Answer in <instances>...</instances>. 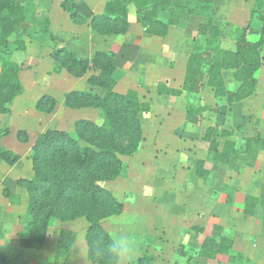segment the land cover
<instances>
[{
    "label": "rangeland",
    "instance_id": "obj_1",
    "mask_svg": "<svg viewBox=\"0 0 264 264\" xmlns=\"http://www.w3.org/2000/svg\"><path fill=\"white\" fill-rule=\"evenodd\" d=\"M64 1L18 0V5L31 9L33 28L44 31L42 34L45 35L42 40H36L20 30L14 37L23 42V50H16L15 45H9L7 51L0 49V60H7L17 68L22 86V94L8 107V113L0 114V147L19 157L13 166L0 161V228L4 234L0 241V256L11 264H90L84 247L87 222L84 219L61 220L66 212L64 208L48 228L40 250L24 249L16 243L29 219L27 192L18 180L33 174L31 154L37 137L56 130L77 139L74 132L77 121H93L98 125L103 122L95 109L67 107L66 95L70 92L84 91L103 96L104 91L86 82L98 71L90 70L75 77L60 66L54 55L63 60L65 55L60 50H64L87 61L99 52L114 53L115 91L123 94L136 90L141 100L150 105L152 113L154 108L156 113H161L160 120L153 126L150 115L141 116L143 140L137 153L121 157L123 170L120 177L103 184L123 204L118 216L102 222L118 248V264H131L145 255L151 256L152 264H185L186 258L180 255L179 249L196 247L197 238L203 237L197 236L193 228L203 229L213 224L222 226L233 239V251L242 254L250 262L248 264H264V152L258 154L252 167L243 168L239 173L213 164L208 182L194 176L195 161L206 156L200 139L207 126L238 125L247 135H254L258 130L264 136V46L261 49L263 65L252 97L236 105L230 118L225 116V103L218 101V112L205 113L197 126L186 123L181 126L182 112L185 113L188 104L214 107L216 101L202 90L198 96L182 97L177 100V105H169V109L166 104L164 108L163 102L173 97L150 94L156 84L153 77H165L168 70L165 74L152 71L146 79L143 75L145 67L142 75L140 69L145 60L159 63L164 60L162 66L165 60H187L192 36L200 20L181 21L162 39L141 37L140 25L130 7L128 37H104L91 32L88 23L95 13L101 12L107 0H69L71 10L76 13L83 10L84 20H74L63 11ZM203 1L210 3L215 11L216 24L223 33V47L231 48V33L245 25L255 0ZM260 26L254 17L252 29L259 32ZM129 61L131 65L127 64ZM180 61L176 63L178 67ZM182 69L184 76L185 65ZM223 76L229 89L236 87L229 72H224ZM169 110L171 115L168 116ZM223 186L236 190L233 204H225L224 196H218ZM238 195L257 198L254 216L242 213L243 205ZM191 264L218 263L194 258Z\"/></svg>",
    "mask_w": 264,
    "mask_h": 264
},
{
    "label": "trees",
    "instance_id": "obj_2",
    "mask_svg": "<svg viewBox=\"0 0 264 264\" xmlns=\"http://www.w3.org/2000/svg\"><path fill=\"white\" fill-rule=\"evenodd\" d=\"M68 2L65 0L62 4L63 11L74 20H84L82 15L71 10ZM130 7L134 9L142 33L157 38H165L170 28L177 27L181 21L200 20L192 36L180 89H168L163 84L157 86V93L166 96L178 97L184 93L188 98L198 96L202 90L210 93L216 101L214 107L188 104L186 124L197 126L205 113L218 112V101L224 102L229 112L235 104L255 94L257 76L263 65L264 0H255L245 25L232 31L231 48L223 47V33L216 24L215 11L203 0H107L102 12L91 17L88 23L91 32L104 37H125L130 25ZM30 10L18 5V0H0V49L7 51L9 45H15L16 50H23V42L14 37L20 30L31 38L42 40L44 31L33 28L34 17ZM254 17L261 24L259 32L252 29ZM60 52L65 55L63 60L57 59L56 54L54 58L70 75L80 77L90 70L98 71L86 82L104 91L103 96L84 91L70 92L66 95L67 107L95 109L103 122L98 125L93 121H77L74 129L77 139L56 130L37 137L31 154L33 174L18 180L27 192L29 219L16 243L24 249L40 250L48 228L64 208L66 212L61 220L84 219L87 222L84 247L89 263L118 264V248L102 222L118 216L123 204L103 184L120 177L123 170L121 157L137 153L143 140L141 116L147 114L150 107L135 90L123 94L115 91L114 53L99 52L87 61L72 52ZM224 72H229L235 88L227 87ZM21 94L17 68L7 60H0V114L8 113V107ZM200 141L206 156L195 161L194 176L204 183L211 178V165L220 164L239 173L243 168L252 167L258 154L264 152L263 134L257 130L254 135H247L238 125H210L204 129ZM0 161L13 166L19 157L0 147ZM221 195L224 203L230 205L236 190L223 186L218 196ZM238 196L243 205L242 213L254 216L257 198ZM193 230L203 237L197 238L196 247L179 249L180 255L186 258L185 264H191L194 258L217 261L218 264L250 263L242 254L233 251V239L222 226L213 224ZM3 239L0 228V241ZM0 264L11 263L0 256ZM131 264H152V258L145 255Z\"/></svg>",
    "mask_w": 264,
    "mask_h": 264
},
{
    "label": "crops",
    "instance_id": "obj_3",
    "mask_svg": "<svg viewBox=\"0 0 264 264\" xmlns=\"http://www.w3.org/2000/svg\"><path fill=\"white\" fill-rule=\"evenodd\" d=\"M87 10V9H86ZM102 10L103 9H101V12H102ZM78 12V11H77ZM82 12H83V10H82ZM82 12H78L80 15H84V12L82 13ZM101 12H97V13H95L94 15H96V14H100ZM77 13V14H78ZM93 15V14H92ZM84 17V16H83ZM140 29H141V27H140ZM140 34H141V37H147L148 35H145V34H143L142 32H141V30H140V32H139ZM128 35H129V30H128V32H127V35H126V37H128ZM148 37H152V36H148ZM153 38H157V37H153ZM158 39H162V38H158ZM148 41V40H147ZM152 43V42H151ZM125 45H127V43H124ZM154 44V43H153ZM158 50V49H157ZM157 59V58H156ZM140 61V60H139ZM143 61V60H142ZM146 62H143V65H142V68L140 69V74L142 75V69L144 68V76H146L147 78L146 79H148V74L149 73H151L152 71H153V73H157V74H165V71H167L168 70V72H167V75L164 77V76H160V77H153L154 79V81L156 82V84H155V86H154V90H152L153 92L150 94V95H158V96H164V97H173L171 100L169 99L168 101H164L163 102V104H162V107H164L165 108V105L167 104L168 106L169 105H175L176 103H177V100L178 99H180V98H182V97H185V94L184 93H182L180 96H178V97H174V96H166V95H163V94H159V93H157V88H156V85L158 86L159 84H163L164 86H166V88H168V89H180V87H181V85H182V81H183V69H182V66H184V65H186V60H165L166 62H165V64H164V66H162V63H163V61L164 60H161V62L159 63V61H157L156 62V60H145ZM179 61H180V65H179V67L177 66L178 64H176V63H179ZM127 64H132V63H130V61L129 62H127ZM137 66H138V62H137ZM164 68H167V69H164ZM185 71V70H184ZM129 73H132L131 71H128ZM182 78V79H181ZM152 79V78H151ZM150 88V87H149ZM136 91V90H135ZM203 92H207V91H204L203 90ZM96 93V92H95ZM206 94H209L210 95V93L209 92H207ZM101 96V95H100ZM212 97V96H211ZM174 99V100H173ZM143 100V99H142ZM215 101V100H214ZM162 102V101H161ZM242 103V102H241ZM240 103H238V104H235L233 107H232V109L229 111V112H227L226 114H227V116H229L228 118H230V115H232V113H233V111H234V109H235V107H236V105H239ZM177 105V104H176ZM215 105V104H214ZM149 107H150V105H149ZM167 108V107H166ZM169 109H170V106H169ZM172 109V108H171ZM157 112V109L155 110V108H154V112L152 113L151 112V107H150V110H149V112L147 113L148 115H150L151 116V119H152V126H153V124H155V123H157L158 122V120H160V114H158V113H156ZM156 113V114H155ZM146 114V115H147ZM169 114L171 115V110H169V112H168V116H169ZM226 114H225V116H226ZM182 115H183V117H182V123H181V126H183V124L185 123V113L184 112H182ZM168 119V118H167ZM169 119H171V118H169ZM163 120V119H162ZM155 121V122H154ZM227 125H229V124H227ZM210 126V125H209ZM161 127V126H160ZM208 127V126H207ZM142 128V127H141Z\"/></svg>",
    "mask_w": 264,
    "mask_h": 264
}]
</instances>
